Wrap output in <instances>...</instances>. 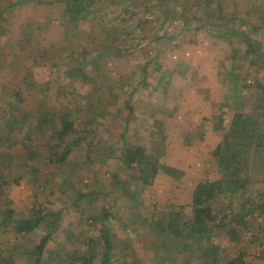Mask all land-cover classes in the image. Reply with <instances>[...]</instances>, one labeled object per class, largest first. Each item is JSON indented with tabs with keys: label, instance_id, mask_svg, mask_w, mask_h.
Segmentation results:
<instances>
[{
	"label": "rangeland",
	"instance_id": "rangeland-1",
	"mask_svg": "<svg viewBox=\"0 0 264 264\" xmlns=\"http://www.w3.org/2000/svg\"><path fill=\"white\" fill-rule=\"evenodd\" d=\"M223 7L226 13L237 14L232 27L238 31L228 38L220 35L223 33L217 25L204 21L203 12L200 21L185 25L175 13L182 8L180 1L94 0L90 17L75 21L62 13L60 5L0 0V20L20 24L29 18L44 17L55 24L59 20L61 31L65 30L62 37L61 33H47L46 41H35L34 48V44L16 45L15 53L9 52L10 44L5 38L0 41V264H36L34 241L47 232H52V238L43 264H58L61 260L69 263L72 256L88 246L97 253L95 264H102V224L95 218L102 215L105 207L114 216H121L109 221L112 236L117 239L112 252L114 264H168L159 261L163 253L155 252L159 239L141 223V217L151 223L153 215L170 212L165 209L168 206L159 203L162 186L156 181L154 186L140 187L130 179L131 168L118 166L120 152L127 144L143 145L148 153L158 155L161 147L155 132L141 127L142 134L137 136L131 128L135 125L130 123L132 114L140 112L145 104L143 98L136 104L132 98L136 92L130 85L137 80L145 83L157 64L159 51L164 63L167 54L163 50L169 48L171 67H232L244 88H256L257 82L264 80V69L255 62V56L247 55L239 32L251 35L264 52V0H227ZM169 8L173 11L170 17L169 12H164ZM220 74L223 78L228 75ZM144 93L140 91L138 95ZM126 96L130 98L121 111H131L129 119L130 112L124 119L117 110L118 101L123 102ZM63 111L71 113L76 126L69 138L81 143L65 161L57 163L51 161L50 151L57 144L54 133L61 129ZM37 119L52 120L54 124H41L43 129H38ZM109 120H117L113 122L115 132L111 138ZM124 129L128 133L125 137L120 135ZM26 147L33 156L27 154ZM58 150L63 152L65 145ZM107 150L113 153L106 155ZM123 179L140 193L137 200L123 197L118 190V182ZM260 192L264 197V185ZM9 209L18 217H46L34 232L19 234L3 221ZM130 210L139 217L133 223ZM247 231L239 234V241H233L216 230L203 246H225L220 251L221 258L243 250L250 264H264V232ZM123 241L131 246L121 248ZM154 242L155 248L149 249Z\"/></svg>",
	"mask_w": 264,
	"mask_h": 264
},
{
	"label": "crops",
	"instance_id": "crops-1",
	"mask_svg": "<svg viewBox=\"0 0 264 264\" xmlns=\"http://www.w3.org/2000/svg\"><path fill=\"white\" fill-rule=\"evenodd\" d=\"M50 21L51 19L44 17L34 20L29 18L17 24L2 19L0 41L6 39L10 44L9 52L15 53L16 45L19 47L24 43L31 47L34 44L32 46L34 48L35 41L38 44L39 41L45 42L47 33H61V37L65 35L63 33L65 30L61 31L59 20L58 24H55L54 20ZM27 28L30 30L25 31ZM163 51L167 54L165 62L162 63L159 59L161 56L159 51L157 64L152 67L149 73L151 76L145 83H139L138 80L133 82L134 84L130 83L133 84L130 85L131 91L136 92L133 100L140 104L139 100L143 98L141 101L145 104L140 112L132 114L133 121L130 123L134 122L135 125L131 128L139 134L137 136L142 134L139 133L142 127L146 131L155 132L161 140V147L158 150L160 156L158 172L144 187L154 186L153 182H159L162 186L159 203L163 207L168 206L166 210L175 211L182 205L192 203L194 192L203 181H222L228 178L234 184L243 182L245 190H237L234 185L233 191L226 190V193L215 199L216 220L210 223L212 233L220 230L228 240H231L230 232L241 234L247 231V227H249L247 232L251 230L252 233H263L264 197L260 190L264 185V80L257 82L256 88H244L235 78L237 75L234 74L232 67L229 69L227 66L214 65L171 67L169 48ZM39 52L40 48L37 54ZM177 57L183 59L180 55ZM172 68L176 70L177 75L173 73ZM221 72L228 74L226 78H223ZM229 74L232 75V79ZM140 91L145 93L138 95ZM129 93L131 92H127V95ZM129 98L126 96L123 102L118 101L120 107H117V110L121 111L127 102L125 100ZM128 112L122 114L121 111V118L125 119L128 115L129 119L131 111ZM237 115L242 116V121L237 122ZM113 122L117 120H109V125H112L109 138L114 136ZM243 130L244 133H239ZM120 135L125 137L128 133L124 129ZM106 153L111 155L113 151L107 150ZM146 153L153 156L156 154L147 151ZM120 162L119 167L121 165L130 169L125 167L121 160ZM136 183L143 187L139 181ZM118 184L120 185L119 182ZM132 191L138 198L140 193ZM132 213L135 215V212L130 210V216ZM118 217L121 219V216H115L116 219ZM237 217L241 220L236 221ZM215 246L220 248L221 253L223 247L225 249V246L217 243ZM149 247L154 249L155 242L149 244ZM155 252L158 255V252ZM184 259L188 258L180 259L179 263L186 264ZM195 261L191 263L199 264L198 260Z\"/></svg>",
	"mask_w": 264,
	"mask_h": 264
},
{
	"label": "trees",
	"instance_id": "trees-1",
	"mask_svg": "<svg viewBox=\"0 0 264 264\" xmlns=\"http://www.w3.org/2000/svg\"><path fill=\"white\" fill-rule=\"evenodd\" d=\"M27 1V0H26ZM38 3H51L60 5L62 7V13L69 16L72 20L79 21L90 17L91 6L94 4V0H30ZM176 3L180 1L181 10L175 13L179 16L185 25H189L192 22L200 21L201 12L206 16L204 21H209L210 24L217 25L220 28V34L223 37L228 38V35L237 32L232 27L234 19L237 18V14L226 13L223 5L227 0H174ZM193 1V2H191ZM191 2V4H190ZM178 5V4H177ZM165 13L173 12L170 8L165 10ZM166 15L165 17H167ZM218 16V19H217ZM264 17V14H262ZM262 16H260L262 18ZM221 21V22H220ZM240 41L246 46L247 55L255 56V62L259 63L260 67L264 69V52L261 50L260 44L257 40H254L251 35H246V32H239ZM237 122L242 121V116L237 115ZM61 129L56 130L54 133L57 144H53L51 147V161L61 163L65 161L70 154L71 150L78 146L81 142L79 139H70L69 136L76 131L75 122L71 117L69 111H63L60 117ZM24 122V121H23ZM54 124L52 120H39L37 119L38 129H43L42 125ZM42 124V125H41ZM245 130L239 131L244 133ZM59 143V144H58ZM65 145V150L59 152L58 147ZM28 155L33 156V152L30 147H26ZM158 155V154H157ZM159 155L153 156L146 153V148L143 145H126L122 149L119 156L125 167L132 169L130 179L139 181L142 185L149 184L150 179H154L159 168ZM120 181V191L123 195L130 199L137 200V194L131 189L132 184L127 179ZM245 182V181H244ZM236 185L237 190H245V183L240 182L234 184L228 178L222 181H203L201 182L195 192L192 203L180 206L177 210L167 212V214L158 216L153 215V220L150 223L143 217H141V223H145L155 236L159 239L157 251L163 253L159 261L161 263L180 264L179 262L183 258L186 264H192L193 260H198L199 264H250L246 258V253L241 250L235 255H228L223 258L220 257V248L213 244L208 245L207 248L203 246L212 238V228L210 226L211 221L216 220L215 204L214 201L220 194L226 193V190L233 191ZM46 216L35 214L31 217H18L16 212L9 209L5 214L3 221L7 227L11 228L14 232L19 234H28L34 232L40 228L42 221ZM136 218V219H135ZM116 219L114 214L110 212L108 208H104L102 215L99 218H95V221H101L102 228L100 233L101 240V263L102 264H114L113 263V251L115 249L116 240L111 233L109 221ZM139 217L131 214L130 223L134 220H138ZM241 220L237 217V220ZM53 222V221H52ZM134 231V230H133ZM229 236L231 240L239 241L240 235L236 232H230ZM52 238V232H47L37 238L34 241L33 254L36 256V264H43L44 254L47 250V245ZM124 245L121 248L128 249L127 241H123ZM181 257V258H180ZM50 259V258H48ZM97 253L91 250L88 246L84 251L78 252V255L72 256L69 263L66 261H60L58 264H95L97 260ZM181 259V260H180ZM119 264H136L130 261H123Z\"/></svg>",
	"mask_w": 264,
	"mask_h": 264
}]
</instances>
